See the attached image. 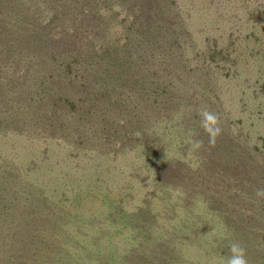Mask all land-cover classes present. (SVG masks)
Masks as SVG:
<instances>
[{"label":"rangeland","instance_id":"1","mask_svg":"<svg viewBox=\"0 0 264 264\" xmlns=\"http://www.w3.org/2000/svg\"><path fill=\"white\" fill-rule=\"evenodd\" d=\"M0 1L11 2L12 16L18 14L7 16L0 33L12 41L22 39L20 43L25 46L19 43L18 49L25 47L29 52L22 56L18 50L14 52L13 64L0 60V191L16 216L19 211L28 222L22 235L14 231L17 225L0 221V264L28 263L27 259L28 264H128L136 252L132 245L139 240L127 228H114L116 214L111 216L108 207L122 204L132 214L147 199L151 209L159 211L167 207L166 196L177 217H185V222L194 226L200 221L193 210L201 213V218L210 216L203 195L227 191L228 186L222 189L220 176L225 167L235 165L240 166L238 175L246 173L250 181L240 179L241 185L235 189L237 203L230 200L228 209H232L235 221L246 216L244 206L256 199L255 189L264 187V0H160V4L154 0ZM143 1L162 5L160 13L167 15L170 24L175 23L170 27L175 30L170 35L174 42L170 48H157L152 41L141 46L137 17L145 10ZM19 29L31 40L19 39ZM172 35H177L176 40ZM44 39L60 41L61 45L56 46L59 57L41 64L46 49L42 55L39 49L36 55L31 54V49L43 46ZM128 40L140 44L139 49L125 54V58L130 56L133 72L140 74L135 79L140 87L132 94L133 87L122 76L116 95L125 99V105L136 97L134 106H148L142 116L146 121L148 114H153L145 125L156 134L162 131L153 140L164 138L159 139L158 146L164 142V149L169 148L162 154L175 158L172 162L160 158L159 168H182L170 190L167 180H159L163 170H154L153 159L143 158L134 150L123 152L119 147L126 138L121 142L113 129L112 134L102 132L106 127L98 120L93 126L90 121L77 127L73 124L63 132L45 128L31 131V126L26 131L12 123L3 127L11 111L18 108L16 93L23 90L35 97L45 94L44 99L67 90L72 100L108 92V87L103 91L98 84L93 87L95 79L87 87L84 78L90 68L103 66L98 57L105 49L123 46ZM65 62L72 65L68 76L63 73ZM45 65L47 70H43ZM202 106L220 117L223 131L214 147L200 127L197 110ZM190 132L204 142L198 151H190ZM121 136L128 137L124 133ZM6 180L11 183L6 184ZM223 180L229 179L225 176ZM262 202L264 199L258 204ZM215 221L212 219L207 227L211 236L224 233L222 224ZM260 221L264 222V216ZM158 223L159 228L173 226L168 218H158ZM259 237L263 240L264 233ZM158 240L167 242L163 244L166 253L183 257L181 264H227L221 255L224 248L207 253L203 239L199 245L190 239H176L171 244L160 234ZM257 264H264V259Z\"/></svg>","mask_w":264,"mask_h":264},{"label":"trees","instance_id":"2","mask_svg":"<svg viewBox=\"0 0 264 264\" xmlns=\"http://www.w3.org/2000/svg\"><path fill=\"white\" fill-rule=\"evenodd\" d=\"M154 1H156L157 4H160V0ZM147 4L148 1H143V9L145 8V10H143L141 15L137 17L140 18L137 23L138 29L142 31V40L140 41L141 46L144 47L145 43H147L148 41H152L154 46H157V48L165 45H168L170 48L171 45L173 46L174 44V42L170 39V35L175 31L170 27L175 25V23L170 24L172 22L168 19L167 15H165L163 12L160 13L162 5ZM10 6L11 2L0 1V28H4L6 24V18H8L7 16H12ZM13 17H18V14L15 15L14 13L11 18ZM165 17L169 21L165 19ZM19 31L20 32L17 35L19 39L23 38L27 41L28 39L29 41L31 40L30 37H28L24 32V30L19 29ZM171 38L176 40L175 38H177V35H172ZM21 40L12 41L6 35H2L0 33V48L2 49L0 60L6 62L5 64H13L12 55L14 54V52L18 50L17 54L21 56L23 54L29 53L28 49H26L25 47H21L20 49H18L20 46L18 44ZM33 40L37 41L36 38H33ZM159 41H161L162 43L159 44ZM20 44L25 46L23 43ZM43 44L44 45L39 48H34V46H32L31 49V54L34 53L35 55L36 49H39L38 53L41 55L43 53V49H46V51L43 53L46 58H42L43 61L41 62V64H43L44 60L46 59H50L52 61L55 58L59 57L58 48H56V46L61 45L60 41H53L49 43L44 39ZM140 44L136 42L133 43V41L130 40L123 46H114L113 48L108 47L102 53V57H98V63L102 62L103 66L96 69L90 68L88 70V74H86V78H84V82L87 84V87L90 86L88 84H90V82L95 79L92 86L94 87L98 84V88H102V91L104 87H108V92L98 95H94L95 93L87 94V96L83 97L81 100H76V96L75 100H72V95H67L68 91L62 90L58 96H51L49 100L47 98L44 99L46 97L45 94L37 97L30 96V94L28 95L26 92H24L23 89H21L23 90L21 91V93H16V104L18 105V108L11 111V117L7 120L8 122L5 123L3 127H7L12 123L14 125L24 126L26 131H29L28 129L31 126L34 127L30 129L31 131H34L38 128H45L53 132H57V130H62L63 132L68 131L73 124L77 127L86 125L87 121H90V126H93V124H95V121L98 120L104 123L106 127L105 129H101L102 132H105L107 130V134H112L113 129L117 137H121V142H123V138H126L127 141H124L121 147H119L121 148V150H123V152L134 150L136 154L141 155L143 158H146L148 156L149 158L153 159V161H155L154 170L157 173L162 172L163 170V175L159 174V180H167V182L170 184L167 187L169 189L171 187V184L176 182L177 175L181 174L182 168L180 169L177 166H168L166 168L161 166L162 168H159V166L161 165L160 158H162V161L168 162L175 161V158H168V156H166L165 158V155L162 154L165 150H167V148H169L166 147V149H164V142L162 143V146H158L159 139L163 140L164 138H160L159 136L157 139L153 140L155 135L161 133L162 131L157 132L156 134L150 131V127H148L149 125H145V123H148L153 117V114H148L149 118L146 121L144 118H142V116L143 112L149 110L148 106H146L144 109H140L134 106V101L138 99L136 97L130 99L131 101L128 102V105H125V99L120 95H116V91L120 90L122 86L121 83H118L122 76L126 77V81L131 85V87H133L134 91L132 92V94L136 91L137 88L140 87V83L138 82V80H135L140 74L133 72L132 68L134 67L133 65H130V56L125 58V54L128 50H131V53H133L134 51H136V48L139 49ZM4 50L5 52H3ZM65 64L66 67L64 68L63 73L64 75H67L70 74L72 65L68 62H65ZM111 66H116V69H112ZM45 69L47 70L46 65L45 67H43V70ZM116 74H118V76H116ZM62 79H64V77ZM41 80L46 82L47 79ZM150 108L152 107L150 106ZM108 110H112V112L108 113ZM73 115L78 116L74 117ZM1 124H3V122H1ZM96 129H100V126ZM122 133L126 134L128 137L121 136ZM112 137L116 138L115 135H112ZM195 138L198 139V136L196 135ZM111 141L112 139L109 138V142ZM151 154H155L157 157L153 158ZM175 154H179V152L176 151ZM239 171V165H235L234 168H224V170L222 171L223 176L228 177L229 180L224 181V177L221 175L220 183L224 184L222 189H225V187L228 186L227 191H224L220 194L217 193L218 195L211 192L203 195V197L207 199V203L210 206L209 207L206 204L209 208L210 216L205 217L204 215L205 218H201L203 217V215L201 213L199 215L193 210L194 217H196L197 220L200 221V223H197V225L194 226L186 223L184 220L185 217H177V214L174 211L175 209L171 206L172 201L169 202L170 198L166 196H164V202L167 203L166 205L169 208L165 207V209H160L159 211L152 210L150 204L146 201L147 199H145L141 203L140 208L134 210L132 214H128V210L125 207H121L122 204H114V208L108 207V211L111 213V216L114 217L113 214H116V217H114L113 219L114 228L118 231H122L127 228V232L129 231L131 234H134V236L139 240L136 241V245H134V243L132 245L136 249V252L132 253L135 254L134 257H129L130 259L127 260L128 264H181V260L183 259V257H178L176 253L168 254L164 251L163 244L167 242L158 243V236L160 234H162L163 237L166 236V239L171 241V244L176 241V239H178L179 242H186L190 239L189 241L192 240L193 243L195 242L197 245H199L200 239H203L201 244L204 245L207 253H214L212 252L213 250L221 249V247H223L224 249L221 255L224 257V259H227L229 255V243L232 241H239L247 250L248 261L254 262L253 264H257V262H259L261 259H264V253L261 251L264 250V239L260 240L261 237H259L261 233H264V222H259V217L264 216V202H262L263 204L261 205L258 204L259 202H261V199L256 198L255 200H249V203L251 204L248 203V205L245 206H251L246 208L244 206L243 208L246 216L244 218H239L237 216L238 221L234 220L236 216L233 218L231 214L232 209H228L230 200L233 199L235 201L237 198V192L235 189L241 185L240 179L244 177L245 179L250 181L246 173L239 176ZM187 179L188 178H185L183 181H186ZM10 183L11 181L6 180V184ZM7 189L8 186L3 187L4 191H6ZM230 190H234L235 193L228 194V191ZM4 196L5 195H3L2 191H0V221L2 223L6 222L8 224L13 223V226L17 225L18 227H13V229H17H15L14 231L17 233L19 231L23 235L26 230L25 225L28 224V222L25 221V217L22 218L18 214L19 211L17 212L18 216H16V211L10 204L7 203V201H5ZM215 197L216 202L214 201ZM235 203L237 202L235 201ZM249 210H251V212H249ZM228 211L230 212L229 214L226 213ZM222 212L224 213L223 215ZM208 217L210 218L207 219ZM158 218H168L171 223L173 222V226L168 229H164L163 227L159 228L157 226V224L160 225V223H158ZM174 219H176L175 222L173 221ZM212 219L216 220L215 223L222 224L224 229L219 228L218 231L223 229L224 233L215 232L217 235L212 234L213 236H211V233L208 232L209 230L207 227H209L208 224ZM16 221L18 222L16 223ZM44 228L49 231L48 227ZM158 231H160V234L156 235ZM13 235V233L10 234L12 238H14ZM25 240L26 237L22 239V241ZM39 242H44V239L41 238ZM27 252L28 254H30V251L27 250ZM219 252H221V250ZM112 254L110 255V257H113ZM31 257H33V254L31 255ZM62 259L64 258H61L60 260ZM27 261L29 263L28 259ZM59 264H61L60 261Z\"/></svg>","mask_w":264,"mask_h":264},{"label":"clouds","instance_id":"3","mask_svg":"<svg viewBox=\"0 0 264 264\" xmlns=\"http://www.w3.org/2000/svg\"><path fill=\"white\" fill-rule=\"evenodd\" d=\"M200 116V127L208 135V144L212 147L216 145L217 138L222 134L220 117L207 106H202L197 110ZM196 133L190 132L187 143L190 151H198L203 147V140L195 138ZM254 195L258 199H264V187L255 189ZM229 255L227 264H249L247 250L239 241H232L228 246Z\"/></svg>","mask_w":264,"mask_h":264}]
</instances>
